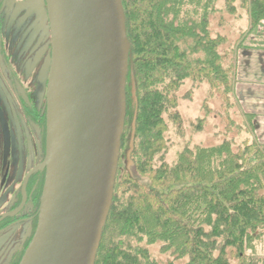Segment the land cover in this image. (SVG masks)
Instances as JSON below:
<instances>
[{"label": "trees", "instance_id": "trees-1", "mask_svg": "<svg viewBox=\"0 0 264 264\" xmlns=\"http://www.w3.org/2000/svg\"><path fill=\"white\" fill-rule=\"evenodd\" d=\"M218 1L121 0L131 45L127 117L95 264H158L148 248L157 244L187 264H251L249 252L264 236V144L186 147L174 165L166 160L169 123L184 133L177 92L186 80L207 81L224 108L232 106V67L218 51L225 38L209 29ZM237 2L249 13V33L258 32L264 0H224L232 13ZM202 4V22L186 20ZM123 155L147 183L124 168Z\"/></svg>", "mask_w": 264, "mask_h": 264}, {"label": "water", "instance_id": "water-1", "mask_svg": "<svg viewBox=\"0 0 264 264\" xmlns=\"http://www.w3.org/2000/svg\"><path fill=\"white\" fill-rule=\"evenodd\" d=\"M51 53L46 172L20 264H95L113 202L127 117L131 45L121 0H45Z\"/></svg>", "mask_w": 264, "mask_h": 264}, {"label": "rangeland", "instance_id": "rangeland-1", "mask_svg": "<svg viewBox=\"0 0 264 264\" xmlns=\"http://www.w3.org/2000/svg\"><path fill=\"white\" fill-rule=\"evenodd\" d=\"M38 1L39 0H31V3L27 8L30 9L33 7V4ZM203 4L202 7L198 8L197 12L193 9H189V15L185 17L186 20L199 25L206 13V9L203 8ZM19 7V5L16 6L19 10L18 12H20L21 9ZM215 7L216 11L210 13L208 16L210 23V35L212 38H218L219 36L225 38V41L221 44L218 51L220 54H227L226 64L232 67L233 79L232 94L230 98L232 106L226 107L225 109L221 95L217 91L212 93L211 87L207 81L194 82L191 79L186 80L177 92V111L179 112L183 122L184 133L179 135L175 127L169 123V131L166 134V139L169 144V152L166 156V160L170 165H174L177 162L179 154L186 147L193 148L195 146H202L211 148L220 146L224 142L228 141L233 143L234 149L241 148L246 143L264 144V136H261V132L258 130L259 127H257L258 125L264 126V119L259 121L257 115L254 113L256 110L254 108H245L239 96L241 86L243 85L241 77L242 65L239 64V61L241 60L238 59L241 53L239 52H241L243 48L249 47V45L254 42L253 34H257L259 31L249 33L251 29V21L248 15L249 13L241 7L239 2L236 3V11L234 13L229 12L226 9L224 0H219ZM17 9H12V11L15 13ZM23 11L28 13V10L26 9ZM18 12L15 16L16 23L14 25H19L21 21L19 16L21 13ZM197 31L201 33L200 27H198ZM36 41L37 39H35L34 43H36ZM189 44H192L191 40L189 41ZM10 48L13 49V47ZM40 50H37V45L36 47L34 46V49L30 48L29 50L32 58V72L35 73L28 77L29 79L26 81V85L34 89L36 102L38 106L42 107L44 103L43 100L46 98L47 90L40 82H38L37 78L40 74L39 70L41 71V63L39 64L37 62L38 57H40ZM16 53L18 56H22L26 53V51L22 52L21 47H19ZM190 57L192 60H198L203 58L204 55L202 53H192L190 54ZM252 66L257 68L258 64H252ZM14 67L16 69L22 67L23 71H25V66L20 67L19 63H15ZM257 72H260V70L257 69ZM257 75L261 76L260 73L249 76L253 78V81L251 82L250 80L247 83V93H250V91L255 93L264 92V77L262 80H258L259 77ZM4 83L6 84L7 89L4 88L5 91L3 90L2 92L3 95L1 100L4 107L6 106L5 108H8L9 106H7V104H10L14 95L12 94L9 84L7 85L6 80H4ZM14 103L16 102L14 101ZM248 116L251 119L250 121ZM5 126L6 125H4V127ZM14 133L15 134L12 132H6L4 136L5 141H7L10 144V147H13L14 152H16V161H13V164H16L18 162L19 147V142L17 140L19 138L17 132ZM20 135L26 151L27 148L30 149L32 144L38 140L39 132L35 125H32V127L29 128L22 124ZM122 163L124 168L129 170L134 177L147 183L146 180L141 179L138 176L133 164L126 158L125 155L122 157ZM7 168V159H5V157L2 159L0 158V172H4L5 170L7 171ZM2 174H0V180H3L1 178ZM6 195L7 193L0 189V202L4 200ZM254 246L255 248L253 251L249 252L251 264H264V236L261 239H258ZM148 248L157 260L158 264L188 263V259L174 260V258L170 257L168 254H161L160 244L148 246ZM7 253L8 251L6 254ZM6 254L3 257V260L6 259ZM233 264L238 263L234 262Z\"/></svg>", "mask_w": 264, "mask_h": 264}, {"label": "flooded vegetation", "instance_id": "flooded-vegetation-1", "mask_svg": "<svg viewBox=\"0 0 264 264\" xmlns=\"http://www.w3.org/2000/svg\"><path fill=\"white\" fill-rule=\"evenodd\" d=\"M30 3L31 0H0V158L5 157L8 162L7 171L0 172L3 173L0 189L7 193L0 202V264H20L37 228L46 177L44 170H38L30 176L25 186L27 176L44 161L47 147V98L43 100L42 107L38 106L34 89L26 85L28 77L35 73L32 72L29 50L36 45L37 50L41 49L37 60L41 63V71L37 78L46 90L42 70L51 53V32L45 0H39L28 9ZM18 5L20 12L16 8ZM12 9L17 11L14 13ZM25 9L28 13L23 11ZM17 12L21 13V21L19 25H14ZM19 47L22 52L26 51L22 56L16 53ZM15 63H19L20 67L25 66V71L22 67L16 69ZM4 80L14 95L10 104H7L8 108L4 107L1 100L4 88L7 89ZM22 124L29 128L35 125L39 132L38 142L35 141L26 151L20 138ZM6 132H17L19 138L16 164H13L16 152L5 141ZM5 254L7 257L3 260Z\"/></svg>", "mask_w": 264, "mask_h": 264}, {"label": "crops", "instance_id": "crops-1", "mask_svg": "<svg viewBox=\"0 0 264 264\" xmlns=\"http://www.w3.org/2000/svg\"><path fill=\"white\" fill-rule=\"evenodd\" d=\"M253 43L249 45L247 48H243L241 50L240 57L238 58L239 64L242 65V82L243 85L241 86L239 96L241 102L244 104L245 108H254L256 111L254 113L257 115L258 120L264 119V92L255 93L246 92L247 83L251 80L253 81L252 77L253 74H258V80H262L264 77V25L260 28L257 34H253ZM252 64H258V67L252 66ZM257 69L260 72H257ZM257 127L259 132H261V136H264V126L258 125Z\"/></svg>", "mask_w": 264, "mask_h": 264}]
</instances>
